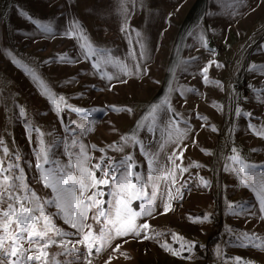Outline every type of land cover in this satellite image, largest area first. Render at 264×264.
<instances>
[{
    "label": "rangeland",
    "instance_id": "374dc122",
    "mask_svg": "<svg viewBox=\"0 0 264 264\" xmlns=\"http://www.w3.org/2000/svg\"><path fill=\"white\" fill-rule=\"evenodd\" d=\"M123 2L0 0L3 167L19 164L41 198L52 195L35 168L45 149L61 166L76 163L81 144L90 168L101 158L131 155L132 171L144 175L149 157L139 144L116 150L124 145L122 137L135 134L149 153H157L160 170L154 174L160 179L151 204V187L131 196L126 203L133 215L117 226L124 230L130 219L149 227L138 237L110 239L99 253L93 246L92 264H264V247L244 238L264 243L258 189L246 187L248 180L236 171L239 157L259 166L257 180L264 178V135L258 134L264 131V0H209L184 40L176 38L187 10L171 9L174 0H137L130 9ZM39 23L50 24L52 32H42ZM165 101L167 113L153 114ZM185 127L190 131L182 135ZM130 179L136 184L134 175ZM99 189L98 199L111 209L115 186ZM241 204V214H232L230 205ZM141 211L151 215H136ZM100 219L97 224L88 213L94 235L104 226ZM52 224L76 231L61 216ZM77 247L87 252L84 244Z\"/></svg>",
    "mask_w": 264,
    "mask_h": 264
},
{
    "label": "snow or ice",
    "instance_id": "6c2138e0",
    "mask_svg": "<svg viewBox=\"0 0 264 264\" xmlns=\"http://www.w3.org/2000/svg\"><path fill=\"white\" fill-rule=\"evenodd\" d=\"M38 27L44 33L52 32L50 24L39 23ZM202 71L206 73L207 68ZM34 78L38 79L35 75ZM205 79H207L206 76ZM41 85L44 87L45 94L55 103L54 94H51L50 89L43 85V81H41ZM63 99L60 97L61 101ZM110 107L113 111H131L130 109H117L115 106ZM168 110L167 101H165L164 105L153 109V114L158 115L160 112L166 114ZM73 111L87 110L73 109ZM236 114H241L239 109L236 110ZM247 115L250 116L251 114L248 113ZM201 119L205 118L201 117ZM185 123L187 124V122ZM138 127L143 126L138 125ZM249 127L254 126L249 125ZM87 130L85 128L82 131L86 132ZM65 131L74 133L76 129L65 125ZM189 131L190 129L185 127L181 130V134L187 135ZM258 134L264 135V131H260ZM134 136L135 134L122 137L124 145L116 147V150L122 152L123 147L130 142L133 145L139 144L141 153L149 157L148 171L144 175L132 171L135 167V161L131 155H124L119 160L101 158L99 163L90 168L88 161L91 158L87 155L85 146L82 144L79 153L75 154L76 163L74 165L61 166L58 161L49 157L47 149L43 151L42 155L38 154L35 168L40 172L39 179L43 182L44 187L51 189L52 195L48 198L39 197L28 187L24 181L23 169L20 168L19 164L9 162L8 167L5 168L3 161L0 160V264H85V261L87 264H92L88 257L92 255L93 246H96L95 250L99 253L110 239L128 235L140 236V231L149 227L147 223L137 226L133 220L129 219L124 230L117 225L122 217L128 219L133 215L128 209L126 201L130 200L131 196L144 193L147 187H151L153 190L152 196L148 198L151 204L155 198L160 179L154 173L160 169L154 163L157 153H149L145 145L141 141L135 140ZM77 143L78 141L73 138V146ZM162 147L163 145H161ZM4 152L7 153L8 149L5 148ZM168 159L171 160L172 157L169 156ZM236 159L240 163L239 169L236 170L237 175L243 174V178L248 180L246 187H251L253 191L258 189L261 211H264V178L260 180L256 178V169L259 166L245 163L239 157ZM44 165L53 166L45 168ZM69 168L72 170L69 171ZM93 168L101 173L100 177L96 176ZM14 169H19L20 174H15ZM133 175L136 184H133L130 179ZM109 183L115 186L114 199L111 202L112 208L106 209L104 207L106 202L98 199L102 195L99 186ZM205 186H207V182H205ZM89 192L91 195H87ZM5 205L6 207H4ZM230 207L232 214L237 215L241 214L240 209L243 208V205H230ZM51 208H55L57 211L52 213ZM169 210H171V205L166 202L164 211ZM89 212H92V219L97 224L102 223L100 218L103 217L104 226L100 227L95 235L92 232V225L87 223ZM145 214L151 215V212L141 211L136 215ZM55 216H61L64 223L76 231L69 232L56 228L52 224ZM204 219L207 220L208 217L205 216ZM108 225H111V228ZM85 229L88 231L85 232ZM70 237L76 239H69ZM144 238L147 239L148 237L145 236ZM244 238L254 247H264V243L255 244L248 234H245ZM79 244H84L87 252L81 251L77 247ZM52 246H55L58 251L50 253L48 250ZM118 248L119 245L116 246V249ZM57 256L63 259L57 260ZM110 259L111 257H109V261Z\"/></svg>",
    "mask_w": 264,
    "mask_h": 264
},
{
    "label": "crops",
    "instance_id": "0c3cea01",
    "mask_svg": "<svg viewBox=\"0 0 264 264\" xmlns=\"http://www.w3.org/2000/svg\"><path fill=\"white\" fill-rule=\"evenodd\" d=\"M129 2V6H125L126 9H130L131 5L137 3V0H125ZM125 2H123L125 4ZM209 0H174V6L171 9H186L184 16H180V28L177 32L176 40H184L185 35L189 27L197 23L199 16L202 15L203 11L207 8ZM260 4V3H259ZM259 6V5H258ZM257 6V7H258ZM255 6V8H257ZM182 35V38H179ZM184 36V37H183Z\"/></svg>",
    "mask_w": 264,
    "mask_h": 264
}]
</instances>
